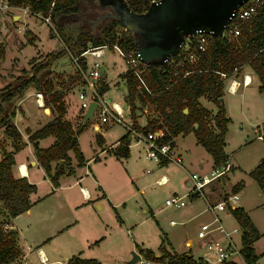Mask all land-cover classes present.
I'll return each mask as SVG.
<instances>
[{
  "label": "trees",
  "instance_id": "trees-1",
  "mask_svg": "<svg viewBox=\"0 0 264 264\" xmlns=\"http://www.w3.org/2000/svg\"><path fill=\"white\" fill-rule=\"evenodd\" d=\"M7 2L12 7L27 8L32 14H39L42 17L50 15L64 49L56 53L49 52L44 57L40 54L34 56L29 61V69L23 68L12 81L0 87V127H3L4 134L14 141L13 151L1 148L0 215L8 219L0 221V264L14 261L22 253L17 243V231L6 226L12 217L30 209L32 202L29 195L37 188L36 184L26 177H16L12 172L15 163L14 153L22 146L20 143L22 133L13 121L14 100L32 87L43 93L45 104L53 107L57 113L37 130L28 131V139L33 145L39 163L57 186L58 179L63 173L73 171L69 151L74 153L77 165L82 166L86 162L79 148L77 134L84 130L87 123L83 125L80 121L77 127H74L72 121L65 117L67 109L63 94L49 77L53 64L64 53L79 54L89 44H112L117 41L124 48L136 46L135 37L128 29L122 32L117 29V27L123 29L124 26L115 16L105 17L94 28L93 22H89V28H86L85 21L88 15L96 11L93 0H7ZM127 3L136 12H143L148 8L144 0H132ZM240 28V33L233 39H228L224 35L209 34L208 47L198 53V58L194 62H189L185 57L195 45L196 36L191 38L190 48L182 47L167 63L145 64L144 80L150 92L143 86L138 87V79L126 70L124 79L127 96L131 100V117L137 128L145 133L162 129L159 142L171 145H174V137L178 134L186 135L193 132L197 142L212 156L215 168L226 164L228 154L224 149L225 134L230 118L225 113L224 103L219 100L224 95L226 78L222 77L221 73H226L227 76L233 72L237 74L244 66H248L258 77V88L264 93V5L258 9L254 17L242 22ZM33 41L34 39H28V42ZM4 54L5 48L1 44L0 62L4 59ZM102 82L103 80L100 91L106 92L109 85L107 83L102 85ZM136 96L142 104L153 105L152 112L147 114V123L143 127L136 122L134 107ZM201 97L216 103L217 110L213 112L204 107L200 102ZM184 108H187V112H184ZM81 112L83 118L84 112L82 110ZM49 135L55 137L53 143L47 147L40 146L39 139ZM127 136L125 134L121 137L120 144L114 149V153L119 157L129 155L130 141ZM262 136L264 138V123ZM97 140L100 142L102 136L99 135ZM249 174L261 188H264V157ZM240 186L241 182L234 185L232 192H238ZM231 212L242 228L246 229L241 237V252L244 260L247 264H257L259 256L254 251L253 243L260 237V233L243 207L231 208ZM168 244L167 236L163 232L158 256L151 248L140 247L139 252L147 258L165 261L167 264H207L201 258L195 259L190 252H178ZM68 264H102V262L95 258L74 255L68 260Z\"/></svg>",
  "mask_w": 264,
  "mask_h": 264
},
{
  "label": "rangeland",
  "instance_id": "rangeland-1",
  "mask_svg": "<svg viewBox=\"0 0 264 264\" xmlns=\"http://www.w3.org/2000/svg\"><path fill=\"white\" fill-rule=\"evenodd\" d=\"M93 1L96 11L88 15L85 21L87 29L89 28V22L96 23L99 17L111 11L110 7L99 5L98 0ZM99 24L97 23L95 26ZM117 29L121 30L119 27ZM135 38L137 41L136 36ZM28 39H34V41L28 42ZM1 44L5 48V54L4 59L0 62V87L12 81L23 68L29 69V61L34 56L40 54L44 57L49 52L56 53L64 49V44L57 28L51 21L47 22L39 14H32L24 8H14L11 6L0 8ZM105 51L107 54L106 58H102L106 68L104 81L109 84V89L105 92V95L120 103H131L130 98L127 96L126 80L121 75L125 70V63L112 48H107ZM49 77L53 79L56 87L64 94L68 105L72 103L75 106L78 102L76 94L82 87V74L72 65L70 52L61 55L53 64ZM23 95L14 100L13 108H16L17 101ZM200 100L202 103L205 101V97H201ZM70 107L73 106L70 105ZM134 107L135 112L138 110L140 113V123H144V116L146 114L144 113V108L150 107L149 103L142 104L136 96ZM75 108L77 111V121L74 123L77 127L83 118H81V110L77 107ZM124 118L127 123H130L132 121L131 113L126 111ZM98 124H102V122L97 118L90 119L87 121L85 129L79 133V143L87 158L93 156L98 151L95 143V134L93 133L94 126ZM3 129V127H0V152L2 147L11 143V141H8L9 137L7 136V138L3 133ZM124 129L123 124L115 123L109 127L106 134L114 138L115 135ZM45 141H43V144L46 143ZM135 141L133 140L132 143ZM179 143L183 148L187 149L182 164L189 169L190 173L193 170H198L200 173L206 170L205 172L210 173L213 165L212 157L203 146L196 142L194 135L180 138ZM142 147L141 143L133 146V150L135 151L133 155L135 175L139 180L132 182L124 172V162L120 160L117 162L113 160L109 168H104L99 163L91 165V169L96 177L102 179L105 184L106 182L108 183L107 187L109 188L111 204L107 200L102 201L103 208L92 207L90 211L93 212L90 214L84 213L82 216L80 211H68L66 215L58 211L52 217V221L56 220V225L54 224L50 231L60 228L63 222H71L79 217L77 225L69 228L62 237L69 239V236H71V240H74L76 247L84 246L81 248L83 249L81 252L82 256L99 258L104 264H142L144 261H148V264H167L165 261L147 258L142 254H140V258L134 263L129 262L133 258V252L140 253V247H147L158 251L163 232H166L167 239L171 241L168 244L169 247L172 246L177 251L185 250L184 238H196L200 229L198 226L199 220L198 218L183 219V208L165 206L164 201L173 191L181 194L183 189L187 188L186 181L190 179V173L185 172L182 166L174 160L166 165L158 164L155 160L145 158V146L144 149ZM200 158H203L204 161L200 162ZM62 164H64V161ZM86 168L88 169V165L85 167L77 166V171L84 174ZM161 172H166L170 178V181L164 185H159L153 181L154 175ZM92 176V174L88 175V177L85 175L86 179L84 183L90 186L93 182ZM71 179L73 180V176L67 180ZM142 180L145 182L141 183ZM136 184L138 186L146 184L145 193L136 191ZM227 187H229V184H227ZM50 190V185L42 182L39 184L37 194L43 196ZM242 190L239 202L246 201L249 206H255L252 209V215L260 223V230L262 232L261 237L255 243V249L257 252H264V192L257 182L251 180H248ZM63 191L65 190H60L59 193ZM219 192L218 199H221L225 195L224 188L221 191L219 190ZM232 202L234 203V201ZM226 215L228 219H231L232 215L230 213ZM48 218L50 217L48 216ZM7 219L0 215V221L3 222ZM172 220L174 221L173 224ZM225 225L227 227L233 226L231 224ZM97 240H99L97 244L93 243ZM61 241V239L52 240V246L55 248L62 247L63 242ZM87 241L88 243H86ZM236 241L240 244L238 238H236ZM68 250H64V252L70 254ZM191 251L194 257L197 258L201 255L203 249L195 244ZM259 263L264 264V253L260 255Z\"/></svg>",
  "mask_w": 264,
  "mask_h": 264
},
{
  "label": "crops",
  "instance_id": "crops-1",
  "mask_svg": "<svg viewBox=\"0 0 264 264\" xmlns=\"http://www.w3.org/2000/svg\"><path fill=\"white\" fill-rule=\"evenodd\" d=\"M14 8H19V7H14ZM24 9L28 10L27 8ZM188 45L189 43L186 46L188 47ZM106 55L104 56L105 58ZM105 72H106V68L104 74ZM125 72H126V65H125V70L121 73L123 79ZM249 78L250 81L248 83L244 82L245 79L249 80ZM101 80H103L102 85L106 83L104 81V75L103 77H101ZM258 86H259V79L256 75H254L251 72L248 66H244L240 71V73L236 74V72H233L225 78L223 103H224L225 113L230 118V121L227 124L224 149L225 152L228 154V162L230 164V169L225 173H223L222 175L218 176L216 179H214L204 188V196L197 195L189 199L188 200L189 203L187 202L183 207H180L181 209L183 208L182 218L183 219L198 218L199 220L198 226L200 229L208 228L217 224L218 219L224 225L225 224L233 225L231 227H227L225 225L228 229L241 226L237 221V219L232 214L230 208V207L234 208L237 206H241L249 214L251 220L258 229L261 237L262 232L260 230V223L252 215V211H253L252 209L255 206L252 207L249 206L246 201L239 202L240 200H238L237 202L232 203L229 208L223 210L211 211L207 208L208 203L214 204L226 198L227 194L233 193L232 192L233 186L241 182L240 190L237 192L240 199V193L243 191L242 188L247 184L248 180L255 181V179L249 173L259 164L260 160L264 157V138L262 136V125L264 123V93L259 90ZM37 92L38 91L34 88H29L28 90L25 91L23 97H21L16 103L15 115L13 117L14 123L22 133V139L20 141L22 146L19 150H17L14 153L15 163L12 166V172L16 177H20V176L26 177L30 182L36 184L37 188L29 195V199L32 202L30 209L20 213L15 217H12L6 226L8 228L15 229L17 231L18 233L17 243L22 251L21 255L17 259H15L14 261L8 264H68V260L72 256L74 255L82 256L81 252L83 251V249L81 248H83L84 246L82 245L76 247L74 240H71V236H69V239L67 238L65 239L62 236L69 228L77 225V223L79 222V217L77 219L75 218V220H72L71 222H63L60 228L58 229L55 228L54 230L50 231L51 227L56 223V220L52 221L53 215H56L58 211L63 212L65 215L68 211H78V212L80 211L82 216L84 215V213L90 214L91 212H93L90 211L92 207L95 208V206H97V208L99 209L103 208L102 201L107 200L108 203L111 204V199L109 197L110 196L109 188L107 187L108 183L106 182L105 184V182L102 179L96 177V175L93 173L91 169V165H94L95 163H99L104 168H109V165L113 160H116V162L120 160L121 162H124V167L123 166L122 167L126 175L132 180V182H135V180H139V178L135 175V164L133 161V155L135 154L134 153L135 151L133 150V146L139 145L141 143L143 145L142 148L144 149L145 146V151H146V144L144 141H139L134 136H131V134L128 133V130L125 126H124L125 129L121 130L119 134L114 136V138L108 136L106 132L109 130V127L111 125L115 124V122H106L95 125L93 133L95 134V143L98 151L89 158H87L83 153L86 162L82 166L77 165V159L74 153L72 151H69V155L71 156V167H73L72 168L73 171L71 173L68 172L63 173L58 179L59 182L58 185L55 186L51 181L50 177L46 174L44 168L39 163L33 145L31 141L28 139L29 136L28 131L33 132L37 130L57 114L56 111L53 109V107L45 104L44 97H43V106L38 105V103L36 102ZM64 101L67 109L65 117L71 120L74 127H76L74 123L75 121H77L76 118L77 111L75 107L80 109L79 101L77 100L78 102L76 103L75 106L72 103H69L68 105V102L66 101L65 97H64ZM201 104L204 107L212 110L213 112L217 110L216 103H214L212 100H209L206 97H205V101H203ZM70 105H72L73 107H70ZM149 105L150 107L144 108V113H146L144 116L145 119L144 123H140L141 116L138 110H136L135 112L136 122L140 127L146 125L147 114L152 112L151 109H153V105L150 103ZM69 112L71 113L69 114ZM81 118H82V113H81ZM131 120L132 121L130 123L134 124L132 117ZM134 126L136 125L134 124ZM3 133H4V129H3ZM125 134L128 135L127 137L130 141L129 155L127 157H119L114 153V149L120 144L121 137H123ZM99 135L102 136V140L100 142L97 140V137ZM189 135H194V134L193 132H190L186 135L178 134L177 136L174 137L175 143L174 145H172V147L174 150V155L179 156L181 158L180 162H177L175 159H171V160H163L158 164L161 163L168 165L170 161L174 160L176 163L182 166V169L185 172L190 173L189 169L182 164L187 149L183 148L179 143L180 138ZM8 139H9L8 141H11V143L5 145L4 148L7 151L11 152L14 150V141L11 138ZM54 139L55 137L52 135L46 136L44 138H40L39 145L42 147H47L53 143ZM44 140H46L45 141L46 143L43 144ZM77 140L79 142V134H77ZM133 140L136 141L132 143ZM79 148L83 152L80 143H79ZM140 150H138L139 153H141ZM1 157H2V151L0 152V158ZM145 158H146V152H145ZM203 161L204 159L200 158V162ZM62 162L63 161H61V163ZM212 164L213 165L211 171L216 169L214 166L213 158H212ZM55 165L56 163L54 162L53 163L54 168ZM87 165H88V169L86 168L84 174L77 171V166L85 167ZM205 171L206 170H203V172L201 173H207ZM193 172L200 173L198 170H193L191 173ZM90 174L93 175L92 176L93 182L89 186V184L84 182L86 177H88V175ZM71 176H73V180L72 179L67 180ZM162 176H165L167 178V181L160 184L157 183V180L160 179ZM153 181L159 185H164L170 181V178L166 172H161L159 174L154 175ZM189 181L190 179H187L186 181L187 188L186 189L184 188L182 193L189 191L190 189ZM42 182L48 183L51 187V190L48 191L43 196H40L37 194V192H38L39 184H41ZM143 182L145 181L142 180L141 183ZM227 184H229V187H227ZM136 187H137L136 191H139L140 193H145L146 184H143L141 186H138V184H136ZM82 188L86 193H83ZM222 188H224L225 195L223 198L218 199L220 194L219 190L221 191ZM261 189L264 192V188ZM60 190H65V191L59 193ZM173 193H179V192L173 191ZM113 207L115 208V206ZM227 213H230L232 215L231 219H228L226 215ZM48 216L50 218H48ZM197 236L195 239L191 237L184 238V245L186 248L185 250L178 252L188 251L193 255L191 250L195 244L198 245ZM58 239L62 240L61 241L63 242L62 247L55 248L52 246L53 244L52 240H58ZM256 241L253 243V247L255 253L259 256V258L257 259V264H260L259 263L260 255H262L264 252L256 251L255 249ZM98 242L99 240L94 241L93 243L97 244ZM169 242L171 243L170 240ZM86 243H88V241ZM189 243L192 246L191 245L189 246ZM143 248H147V247H143ZM64 250H68L70 254L68 252H67L68 254H66ZM155 252L156 255L158 256L159 252L158 251ZM194 258L197 259L198 257L197 258L194 257ZM95 259L99 260V258H95ZM102 264L104 263L102 262Z\"/></svg>",
  "mask_w": 264,
  "mask_h": 264
},
{
  "label": "built area",
  "instance_id": "built-area-1",
  "mask_svg": "<svg viewBox=\"0 0 264 264\" xmlns=\"http://www.w3.org/2000/svg\"><path fill=\"white\" fill-rule=\"evenodd\" d=\"M125 1L128 2L132 0ZM144 2L148 4L149 7L152 4L161 3L162 0H144ZM262 5H264V0H246L239 4L232 12L229 22L225 25L222 35L226 36L228 39L235 38L240 33V24L254 17ZM9 6L10 5L7 0L0 1L1 9ZM43 18L47 22L51 21L50 15ZM123 30H126V28L124 27L121 29V32ZM195 36L197 37L196 43L189 55L185 57L189 62L196 61L198 53L200 51H204L210 43L208 33L200 32ZM190 40L187 42V44L189 43L188 47L186 46L187 44L184 47L190 48ZM107 48H112L120 55L126 65V70L130 71L138 79V87L143 86L148 92H150L144 80L145 63L142 60L141 52L136 46L124 48L117 41L112 44H89L88 47L79 54H73L70 52L72 65L82 74V87L77 92L80 109L84 112L90 103L95 101L96 108L94 111V118H97L102 123L115 122L123 124L131 136H134L139 141L145 142L146 157L148 159L155 160L158 163L163 160L171 159H175L177 162H180L181 158L174 155V150L170 143L159 142V137L163 133L162 129L148 131L145 133L134 126L133 123H127L124 116L126 111L131 113L132 104L129 102L120 103L119 101L107 97L105 92L100 91L101 68L104 66L102 58L106 55L105 49ZM221 75L224 78L227 77L226 73H221ZM249 81L250 78L249 80H244V82L247 83ZM43 97L44 96L41 91L36 93V102L40 106H43ZM229 169L230 164L227 161L222 167L216 168L210 173H191L189 191L182 194L172 193L165 199V206L180 208L183 207L189 199L197 195L204 196V188ZM166 181L167 178L162 176L157 180V183L160 184ZM82 191L83 193H86L83 188ZM238 200V193L233 192L228 194L226 198L214 204L208 203L207 208L211 211L227 209L233 203L232 201L235 202ZM171 222L174 223L173 220ZM242 233V226L228 229L219 219L217 224L208 228H201L198 232L197 244L203 249V252L198 258H201L207 264H228L230 262L246 264L241 252ZM236 238L239 239L240 244L237 243ZM190 245L191 244L189 243V246ZM142 264H148V261H144Z\"/></svg>",
  "mask_w": 264,
  "mask_h": 264
},
{
  "label": "water",
  "instance_id": "water-1",
  "mask_svg": "<svg viewBox=\"0 0 264 264\" xmlns=\"http://www.w3.org/2000/svg\"><path fill=\"white\" fill-rule=\"evenodd\" d=\"M244 1L162 0L143 12H136L125 0H98L99 5L108 6L111 11L99 17L96 23H92V27L107 16L117 17L137 37L136 47L141 52L143 62L147 65H161L167 63L200 32L222 36L232 12ZM104 71L105 67L102 66L101 77ZM219 100L223 102V96ZM95 108L96 102L92 101L83 113V125L94 119ZM184 112H187V108H184ZM139 258L140 254L133 252L129 262L134 263Z\"/></svg>",
  "mask_w": 264,
  "mask_h": 264
}]
</instances>
